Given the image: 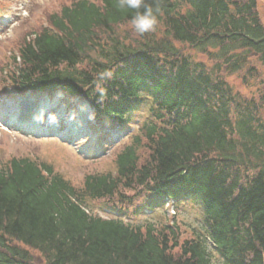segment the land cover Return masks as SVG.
Returning <instances> with one entry per match:
<instances>
[{"label": "trees", "instance_id": "16d2710c", "mask_svg": "<svg viewBox=\"0 0 264 264\" xmlns=\"http://www.w3.org/2000/svg\"><path fill=\"white\" fill-rule=\"evenodd\" d=\"M146 2L159 7L162 29L140 34L138 45L116 31L136 10L76 0L12 55L7 77L18 92L82 96L103 127L131 124L150 100V122L118 151L115 173H89L81 187L26 157L0 166V264H39L32 251L45 264H216L214 254L222 264H264V104L221 75L243 71L252 56L264 65L258 0ZM97 29L111 31L107 42ZM178 44L219 61L216 71ZM136 185L149 209L195 200L203 229L180 243L175 226L105 219L87 208V199L107 204Z\"/></svg>", "mask_w": 264, "mask_h": 264}, {"label": "rangeland", "instance_id": "374dc122", "mask_svg": "<svg viewBox=\"0 0 264 264\" xmlns=\"http://www.w3.org/2000/svg\"><path fill=\"white\" fill-rule=\"evenodd\" d=\"M76 0H0V110H7L11 115V106L20 103H30L38 99L41 105L48 103H58V106H65L70 109V119L74 120L82 128H85L86 134L81 135L76 142L67 143L61 138L60 132H50L47 135L33 136L24 134L13 127H0V166L6 165L12 157H26L38 164L47 163L51 165L55 173L62 176L72 185L81 187L84 177L89 173L112 172L117 170L115 157L118 151L126 144L130 143L137 134V123L147 116L150 101L147 100L139 109V114L133 125L117 128L113 135L105 133L102 128L95 127L89 121L91 118L92 107L83 100H65L62 95L56 92H49L38 95L18 96L13 91L9 83L8 74L12 67V55L18 54L26 36L48 27L50 15L60 10L67 4ZM99 3L100 0H91ZM21 8V9H20ZM258 17L264 25V0H258ZM155 29L161 31V25L157 24ZM119 39L130 37L127 41L132 45H138L142 38L131 22H126L117 26ZM116 32V33H117ZM153 32V31H150ZM111 31L97 29L100 43L108 41V35ZM158 32H153L149 37H153ZM32 37V36H30ZM116 39V38H115ZM180 50L186 57L193 62L202 63L208 71H216V65L219 61L213 59L206 53H202L194 46L187 44H178ZM222 78L235 92H238L243 98H254L263 101L264 104V65L259 62V58L252 56L247 67L241 72L222 73ZM8 89L15 95L9 99L4 96ZM20 94V93H19ZM22 95V94H20ZM4 96V97H3ZM72 99V98H71ZM7 100V101H6ZM73 109L74 112H73ZM81 111V113L79 111ZM9 120L10 117L6 116ZM87 122V123H86ZM0 123L2 121L0 120ZM141 186H135L132 189L121 187L112 202H119L121 195L126 197H136L142 192ZM144 197H138L131 205L129 203L117 204V209L130 211L134 218L122 215L124 221H132L137 224L154 223L161 226H175L176 233L179 236V242L191 238L192 230L203 229V209L196 202L185 201L176 203V214L168 216L164 207L154 211L145 210ZM102 201H93L87 199V203L92 205L88 209L95 214L102 215L105 218L116 217L120 213L109 208L113 203L108 199ZM112 212V214H111ZM125 219H124V218ZM35 261L39 264H45L43 258L37 251H32ZM174 253L179 254V249ZM216 264H222L223 260L214 254Z\"/></svg>", "mask_w": 264, "mask_h": 264}, {"label": "clouds", "instance_id": "9594fccd", "mask_svg": "<svg viewBox=\"0 0 264 264\" xmlns=\"http://www.w3.org/2000/svg\"><path fill=\"white\" fill-rule=\"evenodd\" d=\"M118 6L121 9L136 10L131 24L138 33L144 34L155 30L158 24L159 7L154 10L146 0H119Z\"/></svg>", "mask_w": 264, "mask_h": 264}, {"label": "bare ground", "instance_id": "6f19581e", "mask_svg": "<svg viewBox=\"0 0 264 264\" xmlns=\"http://www.w3.org/2000/svg\"><path fill=\"white\" fill-rule=\"evenodd\" d=\"M36 107H37V103L34 101H31L30 103H20L18 105V108L21 110L19 119L23 121V120H27L28 117H31V118L34 117V111ZM35 119H37L36 116H35Z\"/></svg>", "mask_w": 264, "mask_h": 264}]
</instances>
